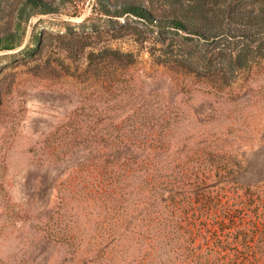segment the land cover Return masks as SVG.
<instances>
[{
	"label": "rangeland",
	"instance_id": "obj_1",
	"mask_svg": "<svg viewBox=\"0 0 264 264\" xmlns=\"http://www.w3.org/2000/svg\"><path fill=\"white\" fill-rule=\"evenodd\" d=\"M50 1L59 10L32 16L21 45L0 52V264H139L148 175L264 180V65L219 87L217 72L190 74L164 54V39L186 34L119 17L173 0ZM188 43L229 51V40Z\"/></svg>",
	"mask_w": 264,
	"mask_h": 264
},
{
	"label": "trees",
	"instance_id": "obj_2",
	"mask_svg": "<svg viewBox=\"0 0 264 264\" xmlns=\"http://www.w3.org/2000/svg\"><path fill=\"white\" fill-rule=\"evenodd\" d=\"M76 1L61 0L60 4ZM192 1L173 0L172 9L162 14L126 4L119 17L133 15L161 37L167 32L186 34L182 41L164 39V54L190 74L217 72L219 87L239 72L264 65V0ZM210 3L212 7L207 8ZM179 5L184 12L179 11ZM53 8L50 0H0V52L20 46L21 39L16 38L23 25L34 15L59 10ZM189 40L207 44L229 40V51L212 53L189 44ZM115 55L123 61L134 56L117 51ZM226 174L217 175L213 186H206V179L198 175L189 182L191 176L185 173L145 178L144 182L151 184L148 194L152 203L139 209L146 216L140 219L136 243L141 253L145 247L150 251L139 264H146L148 257L151 264H167L159 260V248L166 249L174 264H264V180L238 185L229 181V172ZM114 194L108 191L102 197L106 201Z\"/></svg>",
	"mask_w": 264,
	"mask_h": 264
}]
</instances>
